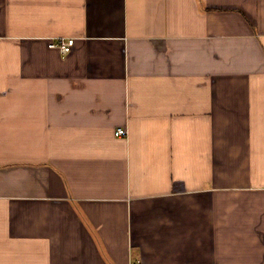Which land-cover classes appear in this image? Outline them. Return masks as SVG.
I'll use <instances>...</instances> for the list:
<instances>
[{
    "label": "crops",
    "instance_id": "1",
    "mask_svg": "<svg viewBox=\"0 0 264 264\" xmlns=\"http://www.w3.org/2000/svg\"><path fill=\"white\" fill-rule=\"evenodd\" d=\"M137 262L264 264V0H0V264Z\"/></svg>",
    "mask_w": 264,
    "mask_h": 264
},
{
    "label": "built area",
    "instance_id": "2",
    "mask_svg": "<svg viewBox=\"0 0 264 264\" xmlns=\"http://www.w3.org/2000/svg\"><path fill=\"white\" fill-rule=\"evenodd\" d=\"M74 44H75L74 38H69V39L60 38L58 41L52 42L51 47H58L63 53H68L71 51ZM127 133H128L127 128L124 126L117 127L115 131V134L117 136H122V137H125ZM135 264H140V262H137Z\"/></svg>",
    "mask_w": 264,
    "mask_h": 264
}]
</instances>
